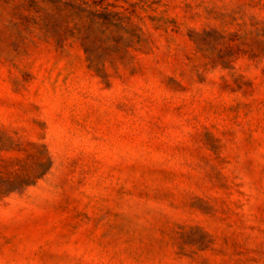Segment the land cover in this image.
<instances>
[{
	"label": "rangeland",
	"instance_id": "rangeland-1",
	"mask_svg": "<svg viewBox=\"0 0 264 264\" xmlns=\"http://www.w3.org/2000/svg\"><path fill=\"white\" fill-rule=\"evenodd\" d=\"M0 264H264V0H0Z\"/></svg>",
	"mask_w": 264,
	"mask_h": 264
}]
</instances>
